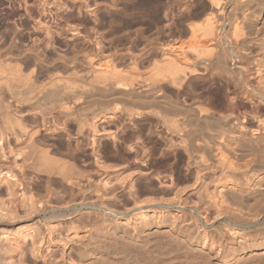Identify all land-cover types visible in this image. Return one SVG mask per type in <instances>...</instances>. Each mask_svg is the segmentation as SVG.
Returning a JSON list of instances; mask_svg holds the SVG:
<instances>
[{
	"label": "bare ground",
	"instance_id": "obj_1",
	"mask_svg": "<svg viewBox=\"0 0 264 264\" xmlns=\"http://www.w3.org/2000/svg\"><path fill=\"white\" fill-rule=\"evenodd\" d=\"M14 21L32 33L0 31V169L47 179V199L28 203L33 220L49 232L68 220L75 254H107L100 239L149 246L160 230L195 245L207 235L201 213L237 234L226 248L264 247L261 234L233 228L260 214L238 202L264 211V0L0 2V22ZM42 131L60 149L74 141L72 152L37 143ZM51 178L68 200L58 203ZM190 189L196 202L183 198ZM1 208L8 237L18 216ZM83 213L89 221L72 220ZM134 219L140 230L126 226Z\"/></svg>",
	"mask_w": 264,
	"mask_h": 264
},
{
	"label": "rangeland",
	"instance_id": "obj_2",
	"mask_svg": "<svg viewBox=\"0 0 264 264\" xmlns=\"http://www.w3.org/2000/svg\"><path fill=\"white\" fill-rule=\"evenodd\" d=\"M10 1H17V0H0V2L3 3V6L5 7L8 6V3ZM8 25L4 24L3 22H0V31H3L4 28L8 27L11 31H14L16 35H20L21 37H25L26 33L29 34L32 33L31 30L22 31L21 29H19L20 27L17 21L8 23ZM16 42L17 40L13 42L12 37H10L7 40L8 44H12ZM16 44H18V42ZM27 45H31L30 40L25 41V43L23 44L25 48L27 47ZM21 49L23 48L21 47ZM187 80H188L187 83L193 81L192 77H189ZM46 137L48 136L45 135V133L42 131L41 134L35 138V140L37 143H41L43 141L44 143L46 142V144L50 146V147L48 146L50 151L57 155L59 154L60 156H67L66 153L69 154V152H72V148L75 145L74 141H70V146L73 145L72 147L69 146V148L71 149L69 148L60 149L58 148L56 142L53 141L51 137L49 139H47ZM56 150L58 151V153ZM89 152H90V147H89ZM244 155L245 156L237 158L236 162L239 163L242 162L243 160L249 159V157H246V154ZM4 156H6L4 158L6 162H10V163L12 162L11 164L17 165L15 169H17L20 166V159L17 157H13L12 153L10 154L7 153L6 151ZM171 162L173 161L171 160ZM254 165L255 164H251L250 168L248 169L254 170L256 168L254 167ZM232 167H236V166L232 165ZM0 172H1L0 173V208L2 207L1 209H7V208L9 209L10 207L12 208L10 210H13L15 208L14 210L16 211V214L18 216V218H16V220L13 223L12 232L8 235V237L6 233H4L2 236L0 235V248L5 249L6 247L7 249L9 248L7 246H10L11 248L17 246L18 248L31 249V246L32 247L35 246L37 249H39L38 250L39 252L34 255H32L29 252H24V253H18L17 251H13L11 253L1 252L0 264H207V263L213 264L211 258L213 255H215L214 253H216L218 257L224 258V260H226V264H264V247L251 251L250 250L251 243L248 242L249 245L248 243L245 246L243 245V251L241 252L237 247L236 249L233 250L230 249L229 247L226 248L224 242H226L232 236L235 237V235L237 234L234 233L233 235H231L232 233L228 231L229 226H227L226 224L222 226L221 222L217 223L212 218V214L210 215L208 213H204V214L201 213L202 218L204 217V220H206V218L207 221L209 220L207 222L208 227L205 230H203V232L205 231V234L207 235L205 238L203 237L199 238L195 245H190L184 239L175 237V235L171 236L170 234L168 233L166 234L165 232L162 233V231L160 230L159 231L160 233L158 231H155L158 233H155L153 231L148 232L149 235L151 233L150 235L151 239H149L151 245L149 246L144 244L134 243L128 239H121L119 242H113L108 239H103V240L97 239L99 244L101 243L100 244L101 246L109 250L108 251L109 253L107 252V254H102V255L72 253L69 250H71L72 247H75V245H77V242L80 241V239L79 238L74 239L76 235L73 234L72 231H68V227L70 226L68 220H66V222H61V226H59V228L56 227L52 228L50 229L49 232V230L46 227L42 226L37 221L33 220V215H31L28 212L29 210L28 206H30L28 205V203L31 204L30 203L31 201L34 202L35 200L39 199V197H42L41 198L42 200L47 199V197L44 198L46 194L47 179L42 175L24 173V171H21V174L19 176L18 175L17 176L15 175L14 177L12 176L11 179L8 178L7 176L14 175L16 173L15 170L10 171L8 169L6 170L0 169ZM174 176L176 177V175ZM209 176L210 173L206 174L204 177L208 178ZM175 177H173L172 174L173 180ZM54 181L55 179L51 178L49 180L50 183L49 186L50 188L53 187L56 189L57 184L58 186L60 184ZM53 182L56 184H54ZM191 184L192 182L189 181L188 183H184V185L182 184L178 187L184 188L185 186H190ZM61 186L62 185H60L56 190H54L56 197L55 196L53 197L57 198L58 203L60 202L58 198H60L61 195L64 197L61 196L62 199L60 198L61 199L60 203H63L65 202V200L69 199L71 194V193L69 194V191L71 189H69L67 186H64V188L66 187L64 189L63 186L62 187ZM168 186L169 189L172 187V186L170 187V184ZM162 187L161 186L158 187L157 185V189H156L157 193L159 192L162 193L163 190L166 191V189L169 190L167 186L163 188ZM194 188L195 186H192V189ZM192 189H190L191 192L188 190L185 194H183V198H187L186 200H188L189 202H192V200L193 202H196L194 201L195 198L193 197L194 192L192 191ZM73 192L75 194V190ZM50 201L52 202V204H54L55 202L54 198L52 199V197ZM239 203L240 202L237 203L238 206H241L244 212H251L250 209L252 211L260 209V214L259 212L257 213L256 211V213L259 214L257 215L258 218L256 217V219L253 220L251 225L246 227L233 226V228L237 232L244 231L245 233H248L250 235L251 234L253 235V233L255 232L259 233L261 234V236H263L264 239V213H263L264 211H261V208H255L256 206H253L247 202L244 203V201H242L240 205ZM151 216L152 213L150 212L147 213L146 219L151 220L150 219L152 218ZM261 216H263V218H261ZM175 217H176L175 219H177V216ZM89 218L90 216L88 217L87 213H83L77 216L76 218H73L72 220L73 221L75 220L74 222L76 223L77 221L76 219L89 221ZM218 224L221 227H219ZM119 225L121 226V223ZM140 225H141V220L134 219L132 223H129V225L126 226L129 227V229L140 230V227H142ZM80 234L81 233H79L78 235ZM110 242L112 245L110 244ZM62 244L65 245L64 250H62L61 248ZM112 246H114V248ZM217 264H221V263H217Z\"/></svg>",
	"mask_w": 264,
	"mask_h": 264
}]
</instances>
